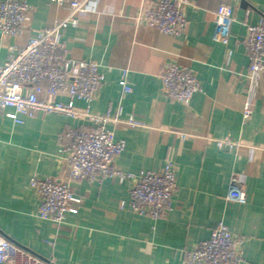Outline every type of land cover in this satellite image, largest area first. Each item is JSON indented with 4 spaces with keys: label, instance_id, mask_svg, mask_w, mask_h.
<instances>
[{
    "label": "crops",
    "instance_id": "obj_1",
    "mask_svg": "<svg viewBox=\"0 0 264 264\" xmlns=\"http://www.w3.org/2000/svg\"><path fill=\"white\" fill-rule=\"evenodd\" d=\"M27 1L31 16L24 30L0 34V64L12 46L27 44L30 30L68 13L51 0ZM155 1L97 0L80 13L79 25L64 30L62 40L74 57L100 65L105 83L89 103L90 112L119 118L107 124L126 141L116 167L138 175L158 171L170 160L176 165L172 209L157 219L134 212L129 206L134 178L112 175L101 183L72 181L83 201L60 225L41 218L30 178L64 176L60 134L90 122L43 111L16 122L7 115L12 107H0V232L56 264H195L187 261L186 251L222 221L241 239L242 264H264V73L250 71L244 44L245 20L264 24V0H190L179 35L146 24ZM221 2L234 8L231 33L223 42L215 38L214 20ZM166 62L191 67L200 81L202 89L188 104L163 91L160 72ZM124 73L132 87L128 92L120 84ZM247 104L251 115L245 120ZM130 116L141 123L130 125ZM217 139L236 145L220 147ZM234 176L246 202L227 198Z\"/></svg>",
    "mask_w": 264,
    "mask_h": 264
},
{
    "label": "built area",
    "instance_id": "obj_2",
    "mask_svg": "<svg viewBox=\"0 0 264 264\" xmlns=\"http://www.w3.org/2000/svg\"><path fill=\"white\" fill-rule=\"evenodd\" d=\"M59 7H67L68 13L52 25L32 29L27 44L12 46L8 59L0 64V107H12L7 113L14 121L22 122L23 115H35L38 111L57 112L74 119H84L89 124L66 128L60 134V151L65 153L66 174L59 177L32 176L30 185L40 198L38 215L60 225L67 212H77L83 199L72 190L71 182L86 179L103 182L109 176L134 178L130 190L131 209L151 218H163L172 209V194L176 188V165L167 161L158 171L147 170L133 175L123 173L115 165V158L126 148L124 139H117L107 124L118 121L117 116L90 112V104L97 91L105 83L100 65L94 60L81 59L69 53L62 35L69 26L80 23V13L94 8L97 0H51ZM190 0H156L146 11V24L170 35L181 34L187 19L184 6ZM31 16L27 0L0 1V34L17 36L25 28ZM215 38L226 41L234 20L232 5L221 2L215 12ZM248 34L244 44L250 59L252 73H264V24L245 20ZM160 77L163 91L173 100L188 104L194 94L202 89L191 67L166 62ZM123 91H131L127 73L120 79ZM67 96L69 101L59 99ZM73 99L88 103L79 108ZM244 119H249L251 109L247 104ZM130 125L141 122L133 116L127 118ZM186 137V133H181ZM220 147L233 148L236 142L217 139ZM227 198L246 202L247 194L241 181L232 177ZM125 201H121V206ZM235 236L222 221L211 235L186 251L187 261L195 264H242L245 260ZM0 264H56L27 247L13 242L0 232Z\"/></svg>",
    "mask_w": 264,
    "mask_h": 264
}]
</instances>
